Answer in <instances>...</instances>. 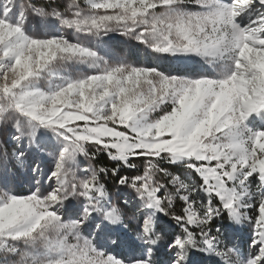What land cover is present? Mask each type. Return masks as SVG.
<instances>
[{
  "label": "snow or ice",
  "instance_id": "snow-or-ice-1",
  "mask_svg": "<svg viewBox=\"0 0 264 264\" xmlns=\"http://www.w3.org/2000/svg\"><path fill=\"white\" fill-rule=\"evenodd\" d=\"M0 264H264V0H0Z\"/></svg>",
  "mask_w": 264,
  "mask_h": 264
}]
</instances>
